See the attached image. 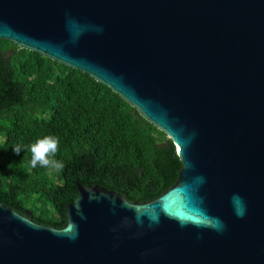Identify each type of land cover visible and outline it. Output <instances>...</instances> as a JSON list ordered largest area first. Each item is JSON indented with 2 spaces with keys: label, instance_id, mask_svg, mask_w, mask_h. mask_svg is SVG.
Here are the masks:
<instances>
[{
  "label": "water",
  "instance_id": "water-1",
  "mask_svg": "<svg viewBox=\"0 0 264 264\" xmlns=\"http://www.w3.org/2000/svg\"><path fill=\"white\" fill-rule=\"evenodd\" d=\"M0 40L108 87L179 165L142 201L77 184L61 227L0 203V264H264V0H0Z\"/></svg>",
  "mask_w": 264,
  "mask_h": 264
},
{
  "label": "trees",
  "instance_id": "trees-1",
  "mask_svg": "<svg viewBox=\"0 0 264 264\" xmlns=\"http://www.w3.org/2000/svg\"><path fill=\"white\" fill-rule=\"evenodd\" d=\"M47 136L59 139L60 172L30 165L31 145ZM178 167L172 142L108 87L0 40V203L61 227L77 184L142 201L167 188Z\"/></svg>",
  "mask_w": 264,
  "mask_h": 264
},
{
  "label": "clouds",
  "instance_id": "clouds-1",
  "mask_svg": "<svg viewBox=\"0 0 264 264\" xmlns=\"http://www.w3.org/2000/svg\"><path fill=\"white\" fill-rule=\"evenodd\" d=\"M58 146L59 139L54 136L44 137L32 144L30 147L31 167L36 168L37 165H40L42 167L55 170L56 172L62 171L64 168V164L54 158L58 151ZM14 151L19 154L21 151V147H14ZM233 200L239 205L236 209L237 215L243 216L244 208L241 198L238 196H234Z\"/></svg>",
  "mask_w": 264,
  "mask_h": 264
}]
</instances>
